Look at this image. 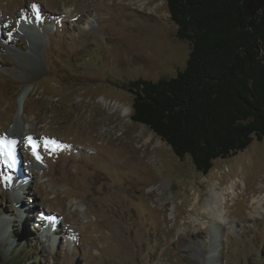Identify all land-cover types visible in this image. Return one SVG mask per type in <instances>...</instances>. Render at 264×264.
I'll return each mask as SVG.
<instances>
[{
	"label": "rangeland",
	"instance_id": "rangeland-1",
	"mask_svg": "<svg viewBox=\"0 0 264 264\" xmlns=\"http://www.w3.org/2000/svg\"><path fill=\"white\" fill-rule=\"evenodd\" d=\"M168 14L165 0H0L14 21L0 27V141L14 160L0 155V264L17 235L33 255L11 264H264V208L250 214L253 197L264 207V139L203 174L130 118L124 84L175 76L189 56ZM214 192L228 217L217 235L201 208Z\"/></svg>",
	"mask_w": 264,
	"mask_h": 264
},
{
	"label": "trees",
	"instance_id": "trees-1",
	"mask_svg": "<svg viewBox=\"0 0 264 264\" xmlns=\"http://www.w3.org/2000/svg\"><path fill=\"white\" fill-rule=\"evenodd\" d=\"M165 1L189 56L175 76L124 84L130 118L205 174L214 159L264 139V0ZM23 241L17 235L14 263L33 255Z\"/></svg>",
	"mask_w": 264,
	"mask_h": 264
},
{
	"label": "bare ground",
	"instance_id": "bare-ground-1",
	"mask_svg": "<svg viewBox=\"0 0 264 264\" xmlns=\"http://www.w3.org/2000/svg\"><path fill=\"white\" fill-rule=\"evenodd\" d=\"M13 20L11 17H6V19H0V27L5 29H10L13 27ZM14 55L16 56L17 59H19L23 64H27V66L29 67H37V60L36 57L34 56V54H31V52H23V53H14ZM28 94L27 90H24L20 93L19 97H18V110H17V116H16V120L15 123L13 124L12 128H11V132H10V139L14 142H18L20 143L22 141L23 138V134L21 132L20 126H19V119H21V113H22V106L23 103L25 102V98ZM124 112L126 114H128L129 112V108L126 107L124 108ZM136 134V133H135ZM34 135V133H33ZM138 135V134H137ZM140 140V139H139ZM138 140V141H139ZM148 141H145V143ZM145 145V144H144ZM121 162L123 163L124 166L125 162L124 159L121 158ZM17 177V176H16ZM14 177V178H16ZM19 183H23V178L22 179H18ZM7 186H9L10 188L14 187L15 185L14 183H11V181L7 180ZM20 185V184H19ZM21 187V185L19 186ZM231 189L230 191L232 192L233 195L236 194L235 188L233 185L230 186ZM224 192H214L212 197H208L205 198V200L202 202L201 204V208L203 209V211H205L206 213H208L211 218H212V222L209 224L210 229L212 231V234L217 235V229H218V225H220L223 222H226L228 220V217L225 216L224 214V210H223V199H224ZM237 195V194H236ZM255 203L256 205L253 207L254 210L253 212H251L250 214H260V210H262L264 207L262 206L263 203V199L262 197H253L251 200V203ZM194 222H197V224H199V226H204L205 222L204 221H199L196 218H193ZM48 233H46L45 235H47ZM215 237V236H214ZM214 241L215 238H214ZM216 250H217V246H213L212 250H211V255H215L216 256Z\"/></svg>",
	"mask_w": 264,
	"mask_h": 264
},
{
	"label": "snow or ice",
	"instance_id": "snow-or-ice-1",
	"mask_svg": "<svg viewBox=\"0 0 264 264\" xmlns=\"http://www.w3.org/2000/svg\"><path fill=\"white\" fill-rule=\"evenodd\" d=\"M32 7H33V9H35L36 5H32ZM27 140H28V143L31 144L33 147V154L36 155V158L38 160H40L41 157L36 152V148H37L36 143L32 140L31 137H28ZM45 146L50 148L52 151H57V150H59V147H60L55 141H45ZM0 155H5L8 158V160L6 162H8L9 167L13 166L14 160L11 157V152L3 148V142L2 141H0ZM9 161H11V162H9ZM48 219H52V218L48 217Z\"/></svg>",
	"mask_w": 264,
	"mask_h": 264
}]
</instances>
